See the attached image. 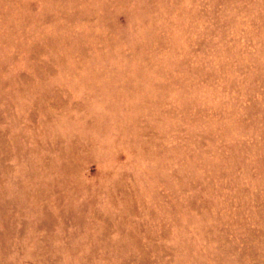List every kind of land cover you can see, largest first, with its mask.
Segmentation results:
<instances>
[{"label":"rangeland","instance_id":"374dc122","mask_svg":"<svg viewBox=\"0 0 264 264\" xmlns=\"http://www.w3.org/2000/svg\"><path fill=\"white\" fill-rule=\"evenodd\" d=\"M0 264H264V0H0Z\"/></svg>","mask_w":264,"mask_h":264}]
</instances>
